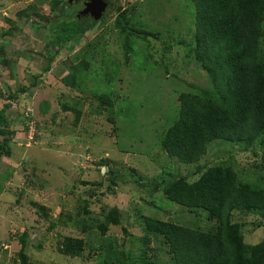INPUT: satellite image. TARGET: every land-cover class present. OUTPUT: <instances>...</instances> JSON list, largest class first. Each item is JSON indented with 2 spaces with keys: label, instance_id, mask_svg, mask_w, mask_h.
I'll return each mask as SVG.
<instances>
[{
  "label": "rangeland",
  "instance_id": "374dc122",
  "mask_svg": "<svg viewBox=\"0 0 264 264\" xmlns=\"http://www.w3.org/2000/svg\"><path fill=\"white\" fill-rule=\"evenodd\" d=\"M36 1L0 0V97L37 84L17 94V100H8L5 125L20 127L25 109L31 107L37 134L29 146L12 143L24 165L17 155L0 162V185L6 187L0 200L7 201L0 202V264H19L26 233L25 264H101L99 240L114 239L125 251L137 249L145 233L142 215L173 221L193 220V214L204 218V211L192 214L163 197L167 182L180 176L193 182L199 171L222 165L246 183H264V138L248 149L242 143L213 140L194 165L182 164L160 148L177 118L179 95L192 85L208 84L193 58L194 18L185 16L193 10L190 0H111L94 29L55 55L49 72L44 70L51 51L45 49L51 38L44 30L49 21L35 17L32 7L50 17L51 0H41V5ZM123 11L125 20L119 19ZM129 26L147 32L127 37ZM88 51L90 68L83 79L76 77L77 88L67 87L62 81L67 67L80 63L74 53ZM119 99L123 112L116 119ZM103 101L115 106L107 111ZM77 110L81 113L76 120ZM103 130L105 135L91 133ZM112 210L120 214H110ZM50 218L60 221L52 230ZM232 220L243 224L247 239L264 237V217L234 212ZM202 224L198 217L188 227ZM68 236L85 244L79 257L60 254L58 241ZM150 240L151 246L158 245Z\"/></svg>",
  "mask_w": 264,
  "mask_h": 264
},
{
  "label": "trees",
  "instance_id": "16d2710c",
  "mask_svg": "<svg viewBox=\"0 0 264 264\" xmlns=\"http://www.w3.org/2000/svg\"><path fill=\"white\" fill-rule=\"evenodd\" d=\"M82 1L84 3L88 0ZM80 2L51 0L49 15H54L52 19H49L51 16L41 15L37 7H32L35 17L49 21L44 28L51 37L45 45L47 51L51 47L46 58L48 63L44 68L46 72L50 71V63L60 50L71 49L74 40L83 37L98 25L99 21L95 22L90 15L82 18L80 16L83 15L78 16ZM190 2L193 10L190 8L185 16L193 15L194 18L193 58L206 73L208 84L203 87L192 85L189 92L179 95L177 118L160 140V148L169 157H174L185 165L198 164L213 140L242 143L248 149L261 143L264 138V0ZM42 3L41 0L36 1L37 5ZM125 17L123 11L119 19L125 20ZM31 23L36 29L42 28L38 23ZM141 29L129 26L126 36L146 34L147 31ZM88 45L90 48L91 44ZM131 47L133 41L128 45V48ZM73 56L74 61L80 58V63H76L78 66L71 63L62 79L71 89L78 87L76 77L82 78L90 68V52L74 53ZM36 86L35 82L9 93L8 98L0 97L4 102L0 108V162L17 155L24 165L25 159L14 151L12 143L21 142L29 146L35 139L37 133L32 141L26 139L28 121L35 122L34 109L26 108L31 111V117L24 116L21 126L15 129L5 125L6 112L9 108L8 100H17V94L26 93L30 88H37ZM102 104L107 111L115 106L114 101H103ZM119 105L120 99L117 105L119 110L114 113L116 119L117 114L122 111V106ZM64 106L66 108L68 105ZM75 112L77 120L81 112ZM35 130L37 131L36 123ZM115 130L116 126L111 132L114 134ZM91 133L105 135V130ZM25 140L27 143H24ZM87 152H90V148H87ZM199 172V177L193 182L183 176L167 182L162 193L166 200L188 209L192 214L193 210L204 211V218L193 214V220L173 221L163 218V215L160 219L142 215L145 233L140 238L141 244L137 249L125 251L119 248L114 239H102L97 248L102 254L97 260L101 264H264V237L259 241L247 239L242 233L243 224L232 220L234 212L264 217V183H246L230 168L222 165ZM111 184L116 186L114 181ZM5 189L0 185L1 196ZM16 190L22 192V187H16ZM41 211L48 219L45 210ZM115 212L116 215L120 214L116 210H112L110 214L115 215ZM198 217L202 226L188 227ZM106 220H110L109 215ZM59 222L50 218L48 228L52 230ZM262 224L264 226V222ZM100 236L103 237V233ZM26 237L27 233L21 237V249L17 254L19 264L21 261L25 264L27 259L24 253ZM151 237L158 243L157 246L150 245ZM83 244L81 239L68 236L59 240L57 246L60 247V254L75 258L79 257L85 246Z\"/></svg>",
  "mask_w": 264,
  "mask_h": 264
},
{
  "label": "water",
  "instance_id": "95a60500",
  "mask_svg": "<svg viewBox=\"0 0 264 264\" xmlns=\"http://www.w3.org/2000/svg\"><path fill=\"white\" fill-rule=\"evenodd\" d=\"M79 0H68L69 3ZM110 0H88L83 3L84 8L79 12L80 15H90L95 22H98L106 11Z\"/></svg>",
  "mask_w": 264,
  "mask_h": 264
},
{
  "label": "built area",
  "instance_id": "2783aa9c",
  "mask_svg": "<svg viewBox=\"0 0 264 264\" xmlns=\"http://www.w3.org/2000/svg\"><path fill=\"white\" fill-rule=\"evenodd\" d=\"M24 116L26 118L31 117V111L29 109H26ZM35 134V122L34 121H28V131L26 133V139L30 142L32 141V138Z\"/></svg>",
  "mask_w": 264,
  "mask_h": 264
},
{
  "label": "flooded vegetation",
  "instance_id": "af4514ba",
  "mask_svg": "<svg viewBox=\"0 0 264 264\" xmlns=\"http://www.w3.org/2000/svg\"><path fill=\"white\" fill-rule=\"evenodd\" d=\"M77 3H79V1H78ZM80 3H83V2L81 1ZM82 9H83V6H81V7L78 9L77 14H78V12H80ZM82 17H85V16H80V18H82Z\"/></svg>",
  "mask_w": 264,
  "mask_h": 264
},
{
  "label": "clouds",
  "instance_id": "9594fccd",
  "mask_svg": "<svg viewBox=\"0 0 264 264\" xmlns=\"http://www.w3.org/2000/svg\"><path fill=\"white\" fill-rule=\"evenodd\" d=\"M79 1H82V0H79ZM77 2H78V1H77ZM82 2H83V1H82ZM110 2H111V0H110ZM110 2H109V4H110ZM108 7H109V5H108ZM108 7H107V8H108ZM83 8H84V5H83ZM107 8H106V9H107ZM78 14H79V12H78ZM5 249H6V248H5Z\"/></svg>",
  "mask_w": 264,
  "mask_h": 264
}]
</instances>
